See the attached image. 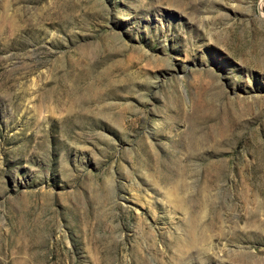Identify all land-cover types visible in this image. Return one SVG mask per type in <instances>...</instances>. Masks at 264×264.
<instances>
[{"label":"rangeland","instance_id":"374dc122","mask_svg":"<svg viewBox=\"0 0 264 264\" xmlns=\"http://www.w3.org/2000/svg\"><path fill=\"white\" fill-rule=\"evenodd\" d=\"M0 264H264V0H0Z\"/></svg>","mask_w":264,"mask_h":264}]
</instances>
